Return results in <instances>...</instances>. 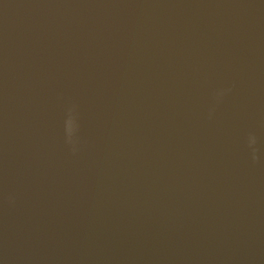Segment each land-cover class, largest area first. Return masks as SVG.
I'll return each instance as SVG.
<instances>
[{
    "label": "water",
    "instance_id": "water-1",
    "mask_svg": "<svg viewBox=\"0 0 264 264\" xmlns=\"http://www.w3.org/2000/svg\"><path fill=\"white\" fill-rule=\"evenodd\" d=\"M0 264H264V0H0Z\"/></svg>",
    "mask_w": 264,
    "mask_h": 264
}]
</instances>
